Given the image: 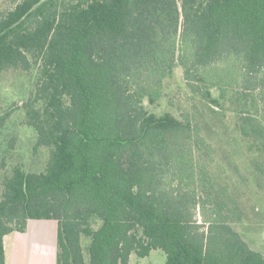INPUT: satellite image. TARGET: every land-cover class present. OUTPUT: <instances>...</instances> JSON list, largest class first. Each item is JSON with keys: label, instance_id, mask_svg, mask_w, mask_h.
Returning <instances> with one entry per match:
<instances>
[{"label": "trees", "instance_id": "1", "mask_svg": "<svg viewBox=\"0 0 264 264\" xmlns=\"http://www.w3.org/2000/svg\"><path fill=\"white\" fill-rule=\"evenodd\" d=\"M9 69L34 77L25 123L49 152L42 171L3 176L0 264L28 220L56 222L55 264L155 249L164 264H264L234 227L240 207L213 191L200 134L229 107L264 191V0H17L0 15ZM176 70L197 109L184 118L149 109Z\"/></svg>", "mask_w": 264, "mask_h": 264}, {"label": "rangeland", "instance_id": "2", "mask_svg": "<svg viewBox=\"0 0 264 264\" xmlns=\"http://www.w3.org/2000/svg\"><path fill=\"white\" fill-rule=\"evenodd\" d=\"M15 1L0 0V15ZM33 84V75L20 71L9 69L0 74V192L3 176L14 165L38 172L45 168L48 160L47 148L34 149L35 131L25 123L22 105L33 90ZM188 95L181 84V73L176 70L174 77L166 82L164 97L149 109L184 118L186 109L197 111L187 99ZM219 112L224 116L209 117L206 126L200 124L201 136L215 150L210 165L213 191L237 203L242 219L234 223L235 229L251 249L264 254V191L257 189L254 183L251 172L253 155L245 151L234 129L235 117L231 109L225 106ZM201 211L197 206L193 210L194 218L205 224ZM55 238V221L30 220L25 232H12L4 237L5 264H55ZM84 253L87 259V251ZM165 260V253L155 249L144 257L131 254L128 264H164Z\"/></svg>", "mask_w": 264, "mask_h": 264}, {"label": "crops", "instance_id": "3", "mask_svg": "<svg viewBox=\"0 0 264 264\" xmlns=\"http://www.w3.org/2000/svg\"><path fill=\"white\" fill-rule=\"evenodd\" d=\"M28 222H30V220H28Z\"/></svg>", "mask_w": 264, "mask_h": 264}]
</instances>
